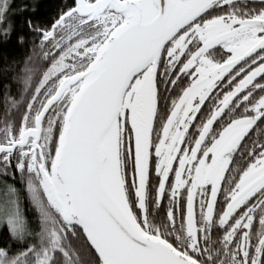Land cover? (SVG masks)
Instances as JSON below:
<instances>
[{
    "label": "snow or ice",
    "instance_id": "6c2138e0",
    "mask_svg": "<svg viewBox=\"0 0 264 264\" xmlns=\"http://www.w3.org/2000/svg\"><path fill=\"white\" fill-rule=\"evenodd\" d=\"M0 264H264V0H0Z\"/></svg>",
    "mask_w": 264,
    "mask_h": 264
}]
</instances>
